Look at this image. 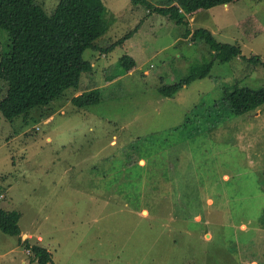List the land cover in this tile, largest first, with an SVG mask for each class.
I'll return each instance as SVG.
<instances>
[{"label":"rangeland","instance_id":"obj_1","mask_svg":"<svg viewBox=\"0 0 264 264\" xmlns=\"http://www.w3.org/2000/svg\"><path fill=\"white\" fill-rule=\"evenodd\" d=\"M36 1L48 14L59 3ZM103 1L114 23L98 47L141 30L108 56L87 50L94 71L78 93L11 123L0 113V207L21 215V237L56 264H264V105L235 117L220 104L226 89L264 87V68L250 62L264 63V0L217 7L187 26L147 7L165 0ZM199 29L239 46L241 58L163 98L162 83L211 64L205 42L184 38ZM9 50L0 31V61ZM125 56L138 71L110 83ZM95 90L98 105H73ZM6 93L0 80V103ZM27 253L0 230V264H39Z\"/></svg>","mask_w":264,"mask_h":264},{"label":"trees","instance_id":"obj_2","mask_svg":"<svg viewBox=\"0 0 264 264\" xmlns=\"http://www.w3.org/2000/svg\"><path fill=\"white\" fill-rule=\"evenodd\" d=\"M133 1L137 6L147 4L143 0ZM241 1L165 0L162 7L154 10L147 7L152 13L168 16L176 25L187 26L189 18ZM107 13L103 0H59L52 14H48L36 0H0V31H5L10 40L9 53L0 61V80L7 86L0 113L7 122L28 116L35 109L51 106L70 90L78 93L84 75L89 76L94 71L91 63L85 60L86 51L92 49L108 56L141 30L142 24L109 47L100 48L95 41L105 36L114 23L108 21ZM190 34L192 39H200L210 47L213 53L211 64L194 70L177 84L165 86L161 81L157 92L163 98H174L191 84L209 78L215 63L230 64L242 56L239 46L219 42L208 29L194 33L187 30L184 38ZM250 62L264 68V63L258 58ZM138 69L137 62L125 56L120 61L119 74L109 82L114 83L127 75L130 77ZM100 94L97 90L85 92L73 100V105L80 110L98 105ZM220 104L233 116L254 115L264 105V87L226 89ZM20 217L17 211H6L0 207L1 232L8 237L19 238L39 264H56L50 250L22 241Z\"/></svg>","mask_w":264,"mask_h":264},{"label":"crops","instance_id":"obj_3","mask_svg":"<svg viewBox=\"0 0 264 264\" xmlns=\"http://www.w3.org/2000/svg\"><path fill=\"white\" fill-rule=\"evenodd\" d=\"M225 111H227V110L225 109ZM211 113H212V112H211ZM227 113H228L229 116H232L228 111H227ZM235 117H238V116H235ZM239 117H242V116H239ZM237 119H238V118H236V120H235L234 122H232V124L235 125V124L239 123V122H236V121H238ZM239 124H240V123H239ZM234 125H233V128H234L235 130H237V128H236ZM240 125H241V124H240ZM226 130H227V129H226ZM235 133H236V132H235ZM238 135H239V133L236 134V137H235L234 139H232L231 141H229V144H230V145H232V144H234V143H235V144H238V143H239V140H238V137H237ZM229 136H230V135H229ZM254 137H256V136H253V137H251V138H254ZM241 143H242V141H241ZM232 146H233V145H232ZM233 147H234V146H233ZM254 157H255V156H254ZM255 158H256V157H255ZM260 169H261V168H257V169H255V170H253V171H254V173H257V172L260 171ZM256 171H257V172H256ZM208 203H209V205H210V209H212V210L215 209V208H214L215 206L212 205L214 202H213L211 199L208 200ZM238 207H239V208H244V210H246V208H245L246 205H242V204H240V205H238ZM208 224H211V223L208 221ZM249 224H250V222H249ZM243 228H245V225H243ZM23 236H26V237H27V235H23ZM207 236H209L210 238L212 237V236H211V233L209 232V230H208V232H207ZM22 241L25 242V239H22ZM18 246H19V243H18ZM19 248H21V247H19ZM10 253H13V250H11L9 253L5 254L4 256H6V255H8V254H10ZM27 254H28V256L31 255L30 251H28ZM4 256L0 254V258H1V259H2ZM23 264H27V263L24 262Z\"/></svg>","mask_w":264,"mask_h":264},{"label":"water","instance_id":"obj_4","mask_svg":"<svg viewBox=\"0 0 264 264\" xmlns=\"http://www.w3.org/2000/svg\"><path fill=\"white\" fill-rule=\"evenodd\" d=\"M25 238H26V236H23V237H22V239H25Z\"/></svg>","mask_w":264,"mask_h":264}]
</instances>
